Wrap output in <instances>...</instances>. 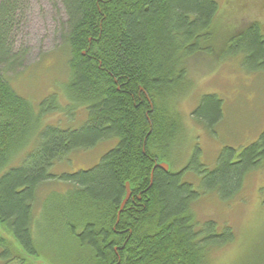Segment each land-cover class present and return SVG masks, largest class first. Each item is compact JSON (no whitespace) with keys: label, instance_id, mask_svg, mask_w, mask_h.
I'll return each instance as SVG.
<instances>
[{"label":"trees","instance_id":"trees-1","mask_svg":"<svg viewBox=\"0 0 264 264\" xmlns=\"http://www.w3.org/2000/svg\"><path fill=\"white\" fill-rule=\"evenodd\" d=\"M20 1L0 0V264H27L52 253L54 246L47 249L31 236L37 205L44 234L58 225L57 239L65 241L58 256L69 257L73 247L85 253H73L74 264H208L212 247L229 242L231 232L225 227L217 233L211 219L200 222L192 203L207 190L232 198L243 176L264 164L263 130L250 145L224 149L210 172L194 159L186 164L183 170L192 168L203 180L200 189L171 169L169 150L181 130L176 102L193 85L188 60L214 53L210 29L218 1L61 0L66 94L86 113L78 128L42 126L43 117L59 108L55 94L35 106L4 75L23 57L7 40ZM222 46L221 61L235 57L254 71L264 66V30L256 20ZM192 116L200 124L206 119L209 128L220 118L219 101L203 96ZM106 140L114 145L95 166L53 171ZM161 162L168 170L154 167ZM59 180L64 190L55 186L38 204L43 183ZM127 182L131 195L117 221Z\"/></svg>","mask_w":264,"mask_h":264},{"label":"rangeland","instance_id":"rangeland-1","mask_svg":"<svg viewBox=\"0 0 264 264\" xmlns=\"http://www.w3.org/2000/svg\"><path fill=\"white\" fill-rule=\"evenodd\" d=\"M217 1L219 6L210 29V45L215 54L201 53L188 60L187 75L193 85L191 90L177 99L181 130L169 150L173 172L181 171V179L199 189L202 188L203 180L192 168L183 170L186 164L194 159L198 168L210 172L224 149L236 150L250 145L264 130V66L256 67L255 71L246 70L233 56L223 61L218 59V54L224 48L222 45L228 38L244 30L250 22L258 21L264 30V0ZM65 17L61 0H21L7 40L12 53H21L23 57L21 64L14 65L4 75L15 90L35 106L47 96L55 94L54 103L59 108L43 117L42 126L61 124L78 128L86 113L83 107L69 101L66 94L68 72L60 37L61 23ZM3 68L4 64L0 66L1 70ZM205 95L215 96L220 108V118L211 123L209 128L204 127L206 119L201 118L200 124L192 116V112L201 106V99ZM203 112L207 114L208 109H203ZM207 115L211 116V113ZM113 145L112 141L106 140L88 150H80L67 157L68 162L57 164L53 171L59 174L91 168ZM262 165L243 176L245 178L232 198L229 199L228 195L221 199L215 191L207 190L201 192L192 203V209L200 222L211 219L217 233L225 227L231 232L229 242L212 247L208 264H264ZM55 186L56 190H64L61 180L55 185L43 183L42 189L37 192V203L41 204L42 199L49 196L44 192H50ZM39 209L40 205H37L38 225L32 226V239L37 243L45 241L46 246L43 247L47 249L54 247L52 253L45 251L44 255L34 257L27 264H74L75 255L77 258L85 253L73 247L69 257H59V250L56 252V249L60 247L65 250V241L57 239L58 225L49 236L44 234L43 210ZM62 238L67 239L65 236ZM54 251L56 253L53 256Z\"/></svg>","mask_w":264,"mask_h":264},{"label":"water","instance_id":"water-1","mask_svg":"<svg viewBox=\"0 0 264 264\" xmlns=\"http://www.w3.org/2000/svg\"><path fill=\"white\" fill-rule=\"evenodd\" d=\"M156 166H158L159 168H162L164 170H167L168 169V165L166 163H159L157 164ZM125 190H126V195L124 197V199L122 200L121 204H120V210L123 208V206L125 205V203L127 202L128 198L130 197V190H129V185L128 183H126L125 185Z\"/></svg>","mask_w":264,"mask_h":264},{"label":"bare ground","instance_id":"bare-ground-1","mask_svg":"<svg viewBox=\"0 0 264 264\" xmlns=\"http://www.w3.org/2000/svg\"><path fill=\"white\" fill-rule=\"evenodd\" d=\"M157 164H159V163H157ZM157 164H155L154 165V167H158V166H156ZM128 183V182H127ZM126 185V184H125ZM128 185H129V183H128ZM129 190H130V188H129ZM131 192V191H130ZM126 195V194H125ZM130 195H131V193H130ZM120 210V209H119ZM122 210V209H121ZM120 212L121 211H119L118 213H117V221H118V217H119V215H120Z\"/></svg>","mask_w":264,"mask_h":264}]
</instances>
